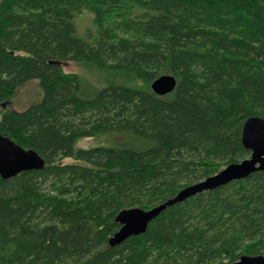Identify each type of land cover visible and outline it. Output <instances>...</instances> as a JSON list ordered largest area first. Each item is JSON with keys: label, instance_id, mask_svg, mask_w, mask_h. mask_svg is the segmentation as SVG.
I'll return each instance as SVG.
<instances>
[{"label": "trees", "instance_id": "trees-1", "mask_svg": "<svg viewBox=\"0 0 264 264\" xmlns=\"http://www.w3.org/2000/svg\"><path fill=\"white\" fill-rule=\"evenodd\" d=\"M92 14L97 36L75 35ZM140 87L91 97L61 63ZM161 75L176 85L157 96ZM42 94L3 110L19 87ZM264 119V0H0V135L44 161L0 178V264H233L264 256V171L166 207L116 246L119 212L148 211L249 157ZM111 138L105 146L78 141ZM69 160L71 163H64Z\"/></svg>", "mask_w": 264, "mask_h": 264}, {"label": "water", "instance_id": "water-1", "mask_svg": "<svg viewBox=\"0 0 264 264\" xmlns=\"http://www.w3.org/2000/svg\"><path fill=\"white\" fill-rule=\"evenodd\" d=\"M175 85L176 81L172 76L161 75L150 84V90L157 96H165L174 90ZM241 144L249 151L247 159L227 165L215 175L181 189L172 199L148 211L133 208L119 212L116 221L120 228L109 239L108 244L111 247L116 246L129 237L143 234L147 225L168 206L264 171V119L250 117L244 121L241 129ZM43 166V159L34 151L23 149L0 135L1 179H11L25 171L41 170ZM233 264H264V256H241Z\"/></svg>", "mask_w": 264, "mask_h": 264}, {"label": "rangeland", "instance_id": "rangeland-1", "mask_svg": "<svg viewBox=\"0 0 264 264\" xmlns=\"http://www.w3.org/2000/svg\"><path fill=\"white\" fill-rule=\"evenodd\" d=\"M75 35L79 38H84L90 34L91 37H96L98 32L91 13L83 11L74 19ZM62 71L66 74H74L79 78L80 93L82 96L91 97L94 93L109 85H132L140 87L137 81L128 80L125 75L111 71L102 70L90 64L65 62L61 63ZM41 88L37 80H31L21 87L15 93V96L9 104L3 106V110L20 112L38 102L41 98ZM111 138H88L78 141L79 148H91L96 146H105ZM64 163H71L69 160H64Z\"/></svg>", "mask_w": 264, "mask_h": 264}, {"label": "bare ground", "instance_id": "bare-ground-1", "mask_svg": "<svg viewBox=\"0 0 264 264\" xmlns=\"http://www.w3.org/2000/svg\"><path fill=\"white\" fill-rule=\"evenodd\" d=\"M224 168V167H223Z\"/></svg>", "mask_w": 264, "mask_h": 264}]
</instances>
